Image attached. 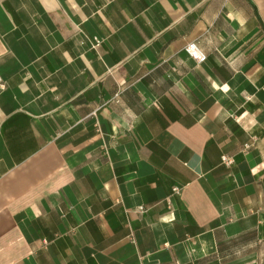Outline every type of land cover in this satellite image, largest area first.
Listing matches in <instances>:
<instances>
[{
	"label": "crops",
	"instance_id": "obj_1",
	"mask_svg": "<svg viewBox=\"0 0 264 264\" xmlns=\"http://www.w3.org/2000/svg\"><path fill=\"white\" fill-rule=\"evenodd\" d=\"M0 77V264H264V0H0Z\"/></svg>",
	"mask_w": 264,
	"mask_h": 264
},
{
	"label": "built area",
	"instance_id": "obj_2",
	"mask_svg": "<svg viewBox=\"0 0 264 264\" xmlns=\"http://www.w3.org/2000/svg\"><path fill=\"white\" fill-rule=\"evenodd\" d=\"M94 44H95V46H99L100 41L98 39H95L94 40ZM186 52L198 64H202V63H204L207 60V55L195 43L189 44L186 47ZM0 87L4 88L3 80H2L1 77H0ZM222 161L227 166H231L233 164L232 158H229L227 156H224L222 158ZM179 191L180 190L178 188H174V193H179ZM141 210H142V208H141Z\"/></svg>",
	"mask_w": 264,
	"mask_h": 264
}]
</instances>
